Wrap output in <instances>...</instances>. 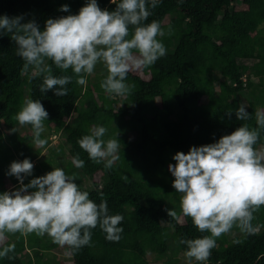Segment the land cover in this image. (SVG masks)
<instances>
[{
  "label": "trees",
  "instance_id": "16d2710c",
  "mask_svg": "<svg viewBox=\"0 0 264 264\" xmlns=\"http://www.w3.org/2000/svg\"><path fill=\"white\" fill-rule=\"evenodd\" d=\"M86 2L0 0V15H23L24 22L34 19L43 30L48 18L77 14ZM97 2L109 11L116 7L110 0ZM64 4L69 12L60 11ZM150 11L144 23H161L166 34L158 39L167 52L151 67L128 74L126 82L135 88L126 96L114 97L101 88L105 73L94 79L86 75L81 85L71 68L61 70L50 60L46 65L54 76L72 79L66 96L52 90L42 93L43 76H34L31 67L24 72L25 62L10 34L0 35V192L20 186L7 173L11 162L28 158L34 169L24 183L63 168L75 174L89 199L106 201L109 215L124 218L118 241L108 240L97 226L91 229V244L76 251L54 243L47 234L5 233L0 250L13 244L15 248L0 264H264V206L254 214V234L234 227L217 238L207 261L182 262L169 254L170 240L186 253L181 240L210 233L200 232L191 217L183 215L182 194L175 191L168 169L178 151L214 143L243 124L257 127L256 110H264V0H160ZM27 99L40 100L49 114L40 138L47 143L52 134L59 137L58 148L47 157L38 156L42 147L34 144L31 125L24 128L15 119ZM241 104L250 114L248 120L236 118ZM229 110L230 119L225 114ZM97 126L108 129L105 139L119 133L120 159L111 169L105 161L89 159L78 143ZM262 143L264 129L256 147ZM77 155L84 161L82 168L72 163ZM29 246L33 253L25 258Z\"/></svg>",
  "mask_w": 264,
  "mask_h": 264
},
{
  "label": "clouds",
  "instance_id": "9594fccd",
  "mask_svg": "<svg viewBox=\"0 0 264 264\" xmlns=\"http://www.w3.org/2000/svg\"><path fill=\"white\" fill-rule=\"evenodd\" d=\"M110 2L116 5L112 11L102 9L97 0H87L77 14L48 18L43 30L34 19L24 22L23 15H0V35L10 34L17 46L16 54L25 62L24 72L31 67L34 76H43L42 93L52 90L57 96H66V85L72 79L54 76L46 65L50 60L61 70L71 68L81 85L86 83L85 76L102 63L108 74L101 88L110 95L126 96L135 88V84L126 82L128 74L151 67L166 55L167 49L158 39L166 33L159 21L144 23L151 15L150 8L154 9L160 0ZM60 11L69 12V6L62 5ZM246 109L243 104L239 106L237 120L250 118ZM225 114L230 119L232 112ZM48 116L40 100L27 99L15 119L21 126L31 125L34 143L42 147L46 140L40 137ZM255 120V128L243 124L214 143L192 146L187 153L176 152V163L168 165L173 187L182 194L183 215L191 217L200 232L210 233L180 241L187 245L185 256L189 262L207 261L217 238L234 227L243 233H255L254 214L264 206V149L256 147L264 129V110H256ZM107 132L106 127L97 126L78 143L89 159L105 161L104 166L111 169L120 159V140L119 133L105 139ZM72 163L76 168L84 166L78 155ZM33 169L28 158L9 166L7 175L15 176L20 187L0 192V239L5 233L47 234L54 243L76 251L91 244V229L97 226L108 240L120 239L123 216L109 215L106 201L97 204L89 199V193L75 182V174L56 167L25 184L24 177L31 176ZM167 211L170 216L177 215ZM14 248L13 244L0 250V258Z\"/></svg>",
  "mask_w": 264,
  "mask_h": 264
},
{
  "label": "rangeland",
  "instance_id": "374dc122",
  "mask_svg": "<svg viewBox=\"0 0 264 264\" xmlns=\"http://www.w3.org/2000/svg\"><path fill=\"white\" fill-rule=\"evenodd\" d=\"M100 73H105V74H108L107 73V69L106 67L102 64V63H98L93 71V73L90 75V78L91 79H94L95 77H97ZM252 79L257 82L258 81V78L256 76H252ZM247 94V93H246ZM114 96V95H113ZM115 97V96H114ZM25 128V125L23 126ZM134 136V134H133ZM58 135L56 134H52L51 137H50V140L47 141L46 145L42 146L41 148V151L39 153L38 156H41V157H47L48 154L50 152H52L53 149H57L58 148ZM60 140V139H59ZM35 144V143H34ZM57 146V147H56ZM36 147V145L34 146ZM35 149V148H34ZM69 149V145H67L66 147V150ZM259 149H264V143L260 144L259 146ZM63 157L64 155L61 154L59 155L58 157V160L59 162H61L63 160ZM62 159V160H61ZM90 181H87V183H89ZM27 184V182L25 183ZM91 184V183H90ZM20 186H17L16 188L14 189H17L19 188ZM172 207L173 208H177L178 207V204L177 202L173 203L172 204ZM236 232L232 231V235H234ZM13 237L14 236H18L19 234L18 233H15V234H11ZM37 245V244H36ZM170 246H171V250L169 252V254H174L176 256H178L179 258H181L182 262H189L185 256V252H182L180 250V247L179 245L177 244L176 241L174 240H170ZM33 253V248L31 246H29V249L27 250V254H24V257L27 258L28 256H30L31 254ZM60 256H62L61 254H59ZM58 256V255H57ZM192 262V261H191ZM190 262V263H191Z\"/></svg>",
  "mask_w": 264,
  "mask_h": 264
}]
</instances>
